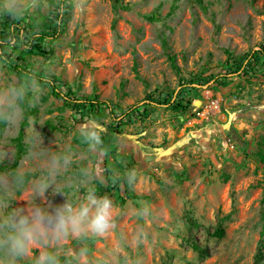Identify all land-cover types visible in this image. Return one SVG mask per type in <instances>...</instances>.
<instances>
[{
	"label": "rangeland",
	"instance_id": "rangeland-1",
	"mask_svg": "<svg viewBox=\"0 0 264 264\" xmlns=\"http://www.w3.org/2000/svg\"><path fill=\"white\" fill-rule=\"evenodd\" d=\"M58 1L20 0L32 7L12 13L4 5L19 0H0V11L30 33H49L43 44L50 54L12 45L7 52L13 59L54 76L61 92L80 98L96 95L125 109L173 93L183 108L152 104L146 115L112 121L88 105L76 113L41 84L43 91L25 101L15 123L0 128V212L27 207L45 155L69 147L75 162L57 181L85 180L80 168L92 161L99 174L87 183L112 199L119 214L111 233L71 239L56 248L59 256L64 247H83L87 256L80 264H264V57L258 50L264 0H202L206 10L196 0H120L128 9L113 0H65L67 18L53 36ZM153 15L157 20L147 18ZM246 55L254 57L236 68L234 61ZM9 78L35 80L17 78L0 63V82ZM26 111L25 153L15 162L13 138ZM88 120L103 128L98 157H83L74 135ZM34 130L42 137L38 146L30 140ZM128 168L139 173L134 187L124 181L108 187L106 170L114 180ZM18 170L36 174L24 175L16 189ZM65 199L72 196L49 188L43 200L31 202L47 206ZM142 204L152 210L145 220L134 213ZM142 223L149 237L137 244ZM39 251L34 247L24 264Z\"/></svg>",
	"mask_w": 264,
	"mask_h": 264
},
{
	"label": "clouds",
	"instance_id": "clouds-1",
	"mask_svg": "<svg viewBox=\"0 0 264 264\" xmlns=\"http://www.w3.org/2000/svg\"><path fill=\"white\" fill-rule=\"evenodd\" d=\"M32 7L31 3L19 2L5 4L4 8L12 13L24 11ZM43 91L37 80L11 79L0 82V123L14 124L21 114L23 103L30 97L35 99ZM74 135L83 147L82 156L89 157L103 151V128L94 120L81 123L74 129ZM30 140L34 145L42 143L39 132L33 131ZM75 162V153L69 147L61 151L49 152L41 161L40 175L31 184L30 203L27 207H16L11 211L0 212V264H24L34 247L40 251L30 264H61L58 246H65L71 239L83 240L85 237H104L116 228L117 206L107 195L97 193L94 185L88 180L99 174V165L86 160L80 168L83 181L58 182L62 175ZM24 170H18L14 176V187L19 189L24 184ZM121 179L134 187L139 180L136 168H128ZM51 188L52 193L70 194L72 199H65L62 204L42 206L31 202L35 197L43 200L45 192ZM77 193L80 195L77 196ZM137 218H150L152 210L147 204L134 209ZM149 237L144 223L138 225L134 239L143 244ZM67 257L64 264H80L87 250L83 247L74 251L64 247Z\"/></svg>",
	"mask_w": 264,
	"mask_h": 264
},
{
	"label": "trees",
	"instance_id": "trees-1",
	"mask_svg": "<svg viewBox=\"0 0 264 264\" xmlns=\"http://www.w3.org/2000/svg\"><path fill=\"white\" fill-rule=\"evenodd\" d=\"M65 0H59L56 3L54 10V30L53 36L62 28L64 20L67 18V13L69 11L68 6L64 5ZM198 5L202 10H206L205 5H203L202 0H196ZM114 6L119 7L122 9H128L129 5H119L120 0H113ZM149 20H157L155 15L151 17H147ZM49 33L43 32H32L28 31V27L20 25V21L14 19L12 14L8 11L1 10L0 11V63L7 66L17 78H21L22 76L31 77L41 84H49L52 93L57 97L62 99L65 103L69 104L76 113L82 114V108L86 105L89 108H95L98 115H102L101 110L107 112V115L112 119V121H118L124 116L130 117L133 114H138L139 116L146 115L147 113V106H151L152 104L155 105H166L174 110L182 109L181 103L175 99L173 93H166L163 94L161 102L153 101V99L144 100L143 103H136L133 104L125 109H122L118 105H114L110 101H102L98 99V96H93L92 98H80L74 95L72 92L67 91L66 93L61 92L56 84L54 83L55 77H44L40 73H35L28 69L26 66L21 65L17 59H13L11 54L7 52V48L14 45H22L28 53H36L41 55H48L50 54V49L46 48L43 44V40L48 37ZM51 34V33H50ZM259 52L264 57V44H260L258 47ZM225 53L229 55V51L225 50ZM253 55H246L242 59H237L234 61V65L236 68H245L246 60L248 62L253 59ZM172 58V57H170ZM25 104V102L23 103ZM27 114L26 111L24 116L20 122V126L16 136L13 138V141L16 144V152H15V162L21 158V156L25 153V147L23 144V129L27 125ZM96 114V115H97ZM5 125L4 123H0V128ZM264 160V159H263ZM109 171H105V180L107 181L108 187L118 185L122 183L123 180L121 177H115L114 180L111 179V176L108 175ZM36 174V172L31 173ZM31 174L27 173L25 177L30 176ZM101 187V184L98 183ZM222 234V229L217 230V235ZM61 264H64L67 257L66 256H59Z\"/></svg>",
	"mask_w": 264,
	"mask_h": 264
}]
</instances>
